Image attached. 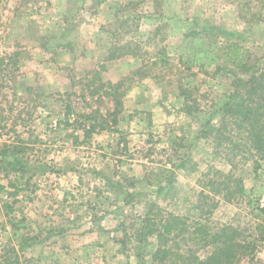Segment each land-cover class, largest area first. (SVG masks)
<instances>
[{
  "label": "rangeland",
  "instance_id": "rangeland-1",
  "mask_svg": "<svg viewBox=\"0 0 264 264\" xmlns=\"http://www.w3.org/2000/svg\"><path fill=\"white\" fill-rule=\"evenodd\" d=\"M228 43L264 66L262 0H0V264H151L138 218L198 216L209 167L245 189L212 223L253 226L264 155L226 157L212 127L242 74L217 57ZM119 46L146 55L107 60ZM236 264H264V243Z\"/></svg>",
  "mask_w": 264,
  "mask_h": 264
},
{
  "label": "trees",
  "instance_id": "trees-1",
  "mask_svg": "<svg viewBox=\"0 0 264 264\" xmlns=\"http://www.w3.org/2000/svg\"><path fill=\"white\" fill-rule=\"evenodd\" d=\"M259 15L245 14L243 17L260 18ZM133 51L128 46L116 47L109 51L107 60L126 55L139 58L146 55ZM163 55L165 62L167 56L164 53ZM217 57L226 65L242 71V74L232 81L233 86L219 108L222 114L218 127L212 126L217 134L215 148L224 151L226 157H235L238 154L249 160L262 157L264 66L251 71L249 51L236 43H228L221 47ZM93 80L100 81V77L95 74ZM121 82L116 84L109 82L105 85L110 89H116ZM105 85L101 84V88ZM180 95L184 99L186 113L191 115L193 112L187 103L196 101L192 100L191 93L187 90L180 89ZM121 109L122 102L114 94L113 106L106 113L113 117ZM99 117L98 127L104 130L107 126L106 115ZM112 121L113 124L117 122L114 118ZM90 128L93 129V126H89ZM197 183L202 189L198 192L197 203L193 205V208L199 211L198 216L175 214L151 202L144 214L138 218L139 245L145 244L146 247L148 239L154 240V247L149 252L151 264H236L244 257H252L258 243H264V206L257 205L253 208L251 214H254L256 220L253 226L251 221L242 229L233 222L234 219L222 223L211 221V215L220 202L232 205L244 199L245 189L241 177L234 172L223 173L209 167L201 174ZM235 216H241V212Z\"/></svg>",
  "mask_w": 264,
  "mask_h": 264
}]
</instances>
